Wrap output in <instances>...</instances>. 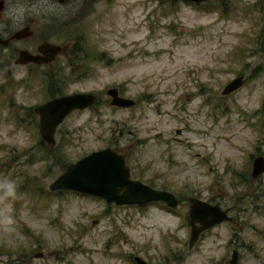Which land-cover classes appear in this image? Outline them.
<instances>
[{"label": "rangeland", "instance_id": "1", "mask_svg": "<svg viewBox=\"0 0 264 264\" xmlns=\"http://www.w3.org/2000/svg\"><path fill=\"white\" fill-rule=\"evenodd\" d=\"M85 4L82 15L67 6L58 18V42L64 38L68 48L52 64L53 78L62 92H92L96 102L69 113L51 146L29 113L49 91L40 78L19 84L30 67L7 65L14 78L6 75L0 91V250L23 247L21 264H136L134 255L147 264H229L236 247L235 264H264V174L251 182L246 169L248 153L264 150V58L257 51L264 0H231L224 18L178 0ZM237 75L242 85L222 98L225 106L210 111L204 97L189 95L201 88L218 104L220 89ZM111 86L135 104L110 106ZM183 126L181 140L172 141V128ZM104 147L124 153L131 178L175 195L173 211L160 202L117 206L47 189L65 164ZM9 183L14 196L5 194ZM193 193L217 196L237 221L245 216L246 227L222 224L188 247L180 200ZM11 259L2 254L0 264Z\"/></svg>", "mask_w": 264, "mask_h": 264}, {"label": "water", "instance_id": "2", "mask_svg": "<svg viewBox=\"0 0 264 264\" xmlns=\"http://www.w3.org/2000/svg\"><path fill=\"white\" fill-rule=\"evenodd\" d=\"M202 2L205 0H189ZM43 56L30 55L21 51L20 62L48 61L59 47L54 44L42 43L39 48ZM258 52L264 56V29L257 46ZM242 84L240 76L227 82L221 93L227 94ZM105 94L109 96V104L117 107H127L133 104L128 98L117 95L116 88L108 87ZM95 95L91 92H72L52 97L43 103L35 105L33 112L37 115V133L45 143L53 142V134L57 125L73 110H82L92 105ZM264 171V157L257 156L251 163V177H256ZM49 191L69 190L81 194L101 198L114 205H141L160 201L169 207L177 204L174 195L164 189L152 188L138 180L132 179L122 154L109 147L93 150L73 162L68 163L47 185ZM187 217L189 234L187 245L190 247L201 230L228 217L224 210L215 205L207 204L195 198H188ZM233 259L230 260L233 264ZM139 264H145L139 257H134Z\"/></svg>", "mask_w": 264, "mask_h": 264}, {"label": "flooded vegetation", "instance_id": "3", "mask_svg": "<svg viewBox=\"0 0 264 264\" xmlns=\"http://www.w3.org/2000/svg\"><path fill=\"white\" fill-rule=\"evenodd\" d=\"M178 1L192 4L193 6L199 8L202 7L206 9L216 8L219 12L220 18L227 17L230 15V13H232L231 0H205L202 2H195L189 0H178ZM85 5H86L85 0H0V72H2L1 69H4V71L0 74L1 76L0 91H4V89L8 87V81H5V77L6 75L10 76L11 73L6 70L7 65H13V66L25 65L27 67H30L27 68L30 69L29 71L22 73V75L18 77L17 80H19V84L21 85L24 81H27L29 78H36L38 80L40 78L43 91H47V92L49 91V93H54L56 90H58L56 89V80L53 78L52 64L56 63L59 56L63 54V52L68 48V45H66L64 38H62L58 42V40L60 39L59 33H61L60 26H64V23H61L60 25L62 18L60 19L58 18L62 15H67L72 10V7L78 9L79 11L75 10V12L78 13L79 15H82L85 11ZM67 6L70 9L68 13L66 12ZM79 7L81 9H79ZM261 34L262 31L260 32L259 40ZM252 40H255L254 33H252ZM42 43L57 45L59 47V50L55 54H53L50 60L46 62L45 61H39V62L27 61L25 63L20 62L19 54L21 51L27 52L32 56L38 55L39 57H42L43 52H41L38 49ZM79 51H81V49H79ZM248 52L249 51L247 50L242 51V55L240 57L245 58ZM45 68H47V71L45 70ZM237 76H240L242 80L244 79L243 75H237ZM10 77H11L10 81H12L14 77L13 76ZM238 89L239 88L227 94H222L221 93L222 89H220L218 104L213 103L214 97L211 96L209 91L207 92L202 91L201 88H199V91H194V93H191L189 95L200 96L201 98L204 97L202 99V104L205 105L207 108L210 107V111H211L214 110L217 105L225 106L222 101V98H226L227 96L233 94ZM116 90H117V94L120 95L117 88ZM62 91L64 90L61 88V90H58L56 92H60L59 95L65 94ZM53 96L56 95L49 94L48 98L45 99L44 101L48 100ZM134 104L135 101H133V105ZM34 106L30 108L31 110L29 109V113L34 120L35 126H37V115L33 112ZM182 129H184V126L172 128L171 130L172 141L178 142L181 140L176 136L182 133ZM254 150L255 152L248 153L247 157L249 158V162L248 165L246 166L247 175L251 182L258 181L260 177L264 174L263 171L259 173L256 177H251L252 160L257 156L264 157L263 149L259 150L257 147V149L255 148ZM121 154H123V157L125 156L124 153ZM189 197L203 201L210 205H215L218 208L224 210L226 215L228 216V220L221 221L205 230H201L198 234V237L203 232L221 226L222 224H227L230 226L231 223H235L239 227V230H242L244 227H246V225H244V227L242 226L245 216L240 221H237L236 220L237 216L235 215V213L230 214L232 211V206L231 205L227 206L226 204H223L222 203L223 201L219 200L217 196H214L212 198H208V197L201 198L198 196V193H193L192 195H185L184 200H180V201L186 205V208H188L189 206V201H188ZM178 202L179 200L177 199V203ZM233 205L235 206V203H233ZM186 221L188 225V217L186 218ZM234 239H236V236H234ZM22 252H23V247H18V248L14 247L13 250H8V249L0 250V256L3 254L4 256L12 257L11 261L8 262L7 264H21V262L23 261ZM35 255H38L37 257L42 256L41 253L39 252L35 253ZM237 257H238L237 248L236 247L232 248L230 251V259L228 260V263L232 264L230 260L234 258L233 264H235ZM132 260H134V256H132Z\"/></svg>", "mask_w": 264, "mask_h": 264}, {"label": "clouds", "instance_id": "4", "mask_svg": "<svg viewBox=\"0 0 264 264\" xmlns=\"http://www.w3.org/2000/svg\"><path fill=\"white\" fill-rule=\"evenodd\" d=\"M5 194L14 196L15 195V185L11 183L7 184L6 189H5Z\"/></svg>", "mask_w": 264, "mask_h": 264}, {"label": "trees", "instance_id": "5", "mask_svg": "<svg viewBox=\"0 0 264 264\" xmlns=\"http://www.w3.org/2000/svg\"><path fill=\"white\" fill-rule=\"evenodd\" d=\"M56 89L61 90V88H59L58 86H57ZM58 90H56V91H58ZM56 91H55L54 93H49V94H50V95H57V94L59 95L60 92H56ZM48 145L51 146L52 144H48ZM65 165H66V164H65ZM64 167H65V166H64ZM64 167H63V168H64ZM160 204H162V203L160 202ZM163 205H164V204H163Z\"/></svg>", "mask_w": 264, "mask_h": 264}]
</instances>
